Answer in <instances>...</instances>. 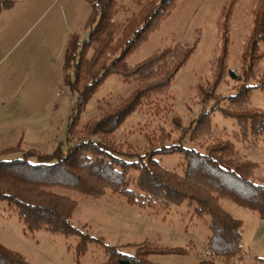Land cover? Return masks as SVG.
<instances>
[{
  "label": "rangeland",
  "instance_id": "1",
  "mask_svg": "<svg viewBox=\"0 0 264 264\" xmlns=\"http://www.w3.org/2000/svg\"><path fill=\"white\" fill-rule=\"evenodd\" d=\"M258 0H238L230 21L226 69L239 73L242 81L225 72L213 98L203 106L199 87L208 91L213 83V66L220 47L216 20L226 0H177L159 26L127 59L135 66L153 52L167 46L190 43L198 37L192 54L177 71L171 87L153 95L132 113L116 130L112 143L121 151L142 154L151 146L181 140L174 127L173 115L188 125L201 109L217 101L226 107L227 96L244 83H256L264 71L263 57L251 74H244L243 40L251 24V12ZM129 12L138 8L135 0H119ZM89 0H13L0 10V159L20 157L27 150L48 153L67 138V122L76 105V93L63 82V61L70 33L84 38L89 30L86 20ZM124 13V15L128 14ZM123 14H119V16ZM117 16V18L119 17ZM133 83L118 74L108 76L87 100L78 117V129L94 118L99 109L118 104L129 95ZM218 99H214L217 98ZM250 105L264 109V90L253 89ZM212 132L182 143L203 150L217 139L230 140L237 155L257 163L254 174L264 175V134L255 141L241 139L234 118L219 111L211 115ZM76 140L72 139L70 142ZM10 149V150H9ZM13 149V151H12ZM167 169L180 170L179 154L159 155ZM32 162L34 156L30 157ZM55 192L76 200L71 222L77 228L126 254H135L142 244L175 246L185 252L152 254L157 264H194L209 258L206 239L207 219L192 215L186 202L167 210L141 209L129 205L122 196L108 190L100 198L76 191L53 188ZM221 208L242 222L241 259L212 256L215 264H258L264 258V219L257 212L239 206L228 198L220 199ZM77 236L65 237L44 229L30 231L18 216L0 200V243L21 253L30 264H101L106 257L99 244L90 243L86 251L75 252Z\"/></svg>",
  "mask_w": 264,
  "mask_h": 264
},
{
  "label": "trees",
  "instance_id": "2",
  "mask_svg": "<svg viewBox=\"0 0 264 264\" xmlns=\"http://www.w3.org/2000/svg\"><path fill=\"white\" fill-rule=\"evenodd\" d=\"M135 1L138 8L129 12L119 0H89L90 12L85 23L89 26L88 33L82 39L70 33L64 54L63 82L77 95L67 122L66 141L58 143L48 153L27 150L20 157L0 159V200L30 231L44 229L65 237L77 236V255L86 251L88 244H99L106 254L101 264H157L148 257L186 249L142 244L135 254L123 253L105 244L102 238L74 226L71 217L76 200L53 188L76 191L92 198H100L110 190L122 196L127 204L141 209L167 210L186 202L192 215L208 217L209 258L194 264H215L212 256L227 260L239 257L240 260L242 222L221 208L219 201L228 198L264 219V175L254 174L257 163L239 157L230 140L217 139L203 146V150L188 147L181 141L186 136L196 141L210 135L214 111L234 118L243 140L250 136L255 141L264 134V109L249 103L253 89L264 90V71L256 83H244L228 95L230 103L226 107L215 101L208 108L203 107L188 125H183L181 118L173 115L171 120L180 131V141L151 146L142 154L121 151L111 140L116 130L144 101L169 90L175 74L198 41L197 37L192 44L164 47L137 65H129L126 59L157 29L177 0ZM237 1L226 0L216 20L220 47L210 89L199 87L203 106L213 98L225 72L232 80H243L236 71L226 69L230 21ZM12 2L0 0V10L11 6ZM120 13L124 16H119ZM261 42H264V0H258L253 8L250 28L243 40L244 74H251L256 62L263 57ZM113 74L133 83L131 92L118 104L99 109L94 118L78 129V117L85 103ZM72 139L76 141L70 142ZM165 154L181 155L180 170L167 169L160 163L157 157ZM33 156L34 162L29 160ZM0 264L30 263L21 253L0 243ZM258 264H264V258H258Z\"/></svg>",
  "mask_w": 264,
  "mask_h": 264
},
{
  "label": "crops",
  "instance_id": "3",
  "mask_svg": "<svg viewBox=\"0 0 264 264\" xmlns=\"http://www.w3.org/2000/svg\"><path fill=\"white\" fill-rule=\"evenodd\" d=\"M20 220V219H19Z\"/></svg>",
  "mask_w": 264,
  "mask_h": 264
}]
</instances>
